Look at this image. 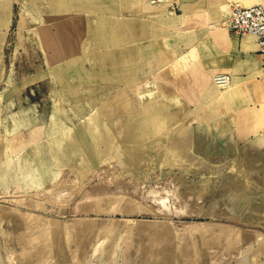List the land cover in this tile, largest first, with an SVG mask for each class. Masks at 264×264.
<instances>
[{
  "label": "rangeland",
  "instance_id": "1",
  "mask_svg": "<svg viewBox=\"0 0 264 264\" xmlns=\"http://www.w3.org/2000/svg\"><path fill=\"white\" fill-rule=\"evenodd\" d=\"M75 1L0 0V20H44V5H51L53 56L52 64L49 61L46 64L49 68L67 64L59 41L60 26L54 22L67 20L59 8ZM113 1L122 9L132 6L145 11L142 20L156 23L165 53L172 47V34H179V39L174 40L175 47L177 43L180 48L187 47L189 20L190 24L195 20L191 53L195 65L190 74L184 72L183 60L163 71V104H154L155 77L148 80L146 89L133 90L132 103L127 106L132 114L131 136L116 137L114 150L110 147L109 152H103L101 138L92 131L91 99L87 100L88 105L76 106L74 97L69 98L72 91L60 90L59 94L55 89L52 102L45 96L49 87L27 88L32 69L36 76L31 81L44 76L43 52L38 44L30 65L27 56L20 58L22 68L0 79V264H264V155L243 154L238 147L251 138L264 142V69L253 53L256 49L253 36L245 34L237 38L218 26L231 13V4L245 7L246 3L241 0L239 3L164 0L157 4L148 0ZM157 9L163 12H153ZM124 18L123 14L112 23L123 24ZM172 20L179 21V26H172ZM219 35L245 39L247 46L252 45L254 56H244L245 60L236 65L235 58L225 52L218 40ZM218 73L230 76L228 86H219L214 76L211 77ZM46 76L51 80L49 73ZM188 78L195 83L193 106L185 100L183 86ZM62 97L66 100L64 105ZM50 111L89 117L80 125L85 133L82 152L57 154L59 139L51 144L44 132V122L33 120ZM172 111L185 113L186 117L191 114L189 121L181 120L183 125L194 123L199 125L196 130L200 133L210 135L207 141L201 134L195 135L202 141L193 137L192 153L178 148L173 141L172 129L177 122L171 120ZM96 112L98 116L101 114ZM141 114H146L147 120L142 124L152 134L144 138L137 136ZM156 115L163 121H156ZM161 122L162 128L158 130ZM225 142L229 143L227 147ZM57 160L67 167L57 168ZM120 197L141 204L142 211H124L126 207L122 206L127 205L120 203ZM96 201L106 205V211L96 212ZM16 207L22 213L33 212L32 217L38 218L36 224L17 220L13 213ZM86 215L98 217L96 229L65 232L67 238L60 240L50 238L48 231L42 229L44 221L59 223ZM138 219H164L177 228L190 222L226 223L239 227L247 236L243 239L211 234L180 238L172 233L173 238L171 233L162 231L138 235L124 230L128 223L137 224ZM113 222L115 226L110 228L108 225ZM250 231L255 233L254 237L248 235Z\"/></svg>",
  "mask_w": 264,
  "mask_h": 264
},
{
  "label": "crops",
  "instance_id": "2",
  "mask_svg": "<svg viewBox=\"0 0 264 264\" xmlns=\"http://www.w3.org/2000/svg\"><path fill=\"white\" fill-rule=\"evenodd\" d=\"M235 1L240 2V0ZM241 1L246 3L247 6L245 7L264 6V0ZM44 6V20H7L6 22L0 20V79H4L7 74H14L15 69L22 68L24 64L19 63L21 57L27 56V62L30 65V61L34 59L32 57H34L36 46L39 44L38 48L40 47L43 52L45 67L42 70V75L44 76L38 81H31V78L36 76V71L32 69V74L28 75V83L25 86L31 89H37L41 86L45 89L49 87V93L45 96H48L52 102L55 100L53 98L55 89L59 90V94H61L60 90L62 92L64 90L72 91L69 98L74 97L76 106L88 105L87 100L91 99L92 131L93 134L101 138V149L105 147L102 149L103 152H109L110 147L114 150L116 137L131 136L132 114L130 107L127 106L132 103L133 90L139 87L146 89L148 80L155 77L154 104H163L164 95H162L161 90L164 84L163 71L183 60L184 72L190 74V70L195 65V59H193V55L191 56L196 35L193 31L195 20H191L192 24L189 20L187 47L182 45L180 48L178 43L175 47L174 40L179 39V34H172V47L167 49L165 53L156 23L153 20H142L143 14L145 15V11L142 9L138 11L132 6L122 9L113 0H76L66 8H59L61 15L65 14L67 20L54 22L60 26L59 41L60 45L63 44L62 57L66 58L67 64L50 66L49 68L46 61L52 64L53 7L46 4ZM222 8L226 9V6L222 5ZM46 9H49V12H46ZM153 12L160 14L163 10L157 9ZM123 14L125 16L123 24L112 23V20L121 19ZM224 19L225 17L219 22ZM174 25L178 27L179 21L172 20V26ZM226 31L237 38L245 35ZM219 36L218 40H221L222 47L226 53L235 58L236 65L240 64V61H244L245 57L253 55L252 45L247 46L244 42L245 39H227L222 35ZM254 42L256 49L253 53L258 56L260 66L264 69L255 38ZM9 47L10 52L8 51ZM48 73L51 80H48L46 76ZM216 75L221 74H211V77ZM183 88L184 93L187 94L185 96L186 103L193 106L196 99L194 81L190 82L188 78ZM136 100L138 99L136 98ZM61 102L63 105L66 104L63 97ZM172 103H174L173 100ZM96 110L101 113L99 116ZM145 115L141 114L139 117L141 128L137 134L143 138L152 135L147 127L142 124V121L147 120ZM191 117V114H187L186 117L185 113L179 111H172L171 117L172 121L177 122L172 129L173 141L178 148H186L189 153L194 150L195 139L193 137L201 142L202 139L207 141V136H210L196 130L199 125L194 123L183 125L184 122L181 120L187 119L189 121L192 119ZM88 118L84 119L82 113L70 112L64 115L62 112L50 111L40 114L33 120L44 122V132L47 133L46 136H49L50 143H54L55 139L58 138L60 149L57 154H63L82 152V140L85 133L83 132L84 127L80 125ZM160 119L158 115L155 116L156 121ZM100 122L104 124V127ZM162 125L163 122H161L158 130L162 128ZM152 131L157 132L156 129H152ZM200 134L203 136L202 139L195 136ZM105 138H108L107 144H105ZM209 141L212 142V139ZM248 141L238 145L241 149L240 152L243 154L257 152V154L264 155V146L261 144L264 142H260L259 138H251ZM228 145L229 143L225 142L224 147ZM219 146L221 147L220 143ZM229 150H231L230 147ZM251 156L254 159V156ZM57 162V168L67 167V164L62 163L63 161L57 160Z\"/></svg>",
  "mask_w": 264,
  "mask_h": 264
},
{
  "label": "bare ground",
  "instance_id": "3",
  "mask_svg": "<svg viewBox=\"0 0 264 264\" xmlns=\"http://www.w3.org/2000/svg\"><path fill=\"white\" fill-rule=\"evenodd\" d=\"M222 76L223 75H216V76H214V79H215V81H216V83L219 85V86H225L226 84H227V82H228V78L227 77H225V79H221L222 78ZM225 76H227V75H225ZM184 175V174H183ZM205 188V187H204ZM198 189H200V187L198 188ZM203 189V188H202ZM208 189H209V187H208ZM207 189V190H208ZM200 191H202V190H200ZM203 191H206L205 189L203 190ZM101 192V191H100ZM207 192V191H206ZM123 193V192H122ZM195 193V192H194ZM201 194H202V192H201ZM206 194V193H205ZM205 194L203 195V196H205ZM105 195V194H104ZM107 195V194H106ZM118 196V195H117ZM120 196V195H119ZM191 196H192V194H191ZM202 196V197H203ZM66 197V196H65ZM103 197V196H102ZM128 197V196H127ZM183 197V196H182ZM91 198V197H90ZM184 198V197H183ZM198 198H199V195H198ZM80 199V198H79ZM161 199V198H160ZM92 200V199H91ZM131 200V199H130ZM128 201V199H126V197H120V203H123L124 205H127V206H122L123 208L124 207H126V208H124V211H132V210H137V211H142L141 209L142 208H140V207H142V205L140 206L138 203L135 205L134 203H136V201H134V203H133V201ZM162 200H164V199H162ZM113 201V200H112ZM188 201V200H187ZM193 201V200H192ZM98 201H96L95 203H97ZM100 202V201H99ZM99 202H98V205H97V208L95 209V206L93 207L95 210H96V212H101V211H106V205H102V204H99ZM109 202H110V200H109ZM140 202V201H139ZM164 202V201H163ZM191 202V201H190ZM103 203V202H102ZM91 204V203H90ZM119 204V203H118ZM122 204V205H123ZM108 205V204H107ZM92 206V205H91ZM110 206V205H109ZM108 206V207H109ZM118 206V205H117ZM40 207V206H39ZM89 208V207H88ZM88 208H87V210H88ZM93 208H90L91 210H93ZM123 208H121V210H123ZM182 209V208H181ZM22 210V209H21ZM18 207H16V208H14L13 209V213H14V215L16 216V217H18L19 219H17V220H19V221H23L22 223H24V221H27V222H35V220H36V222H37V219H35V218H33L32 217V215L34 216L35 214H33V212H31V211H25V210H23L24 212V214L22 213V211H21ZM90 210V211H91ZM117 210V209H116ZM178 210V209H177ZM111 211H113V210H111ZM115 211V210H114ZM124 211H122V212H124ZM127 211V212H128ZM181 211V210H180ZM185 211V210H184ZM183 211V212H184ZM26 212V213H25ZM94 212V211H93ZM188 212V211H187ZM176 213H177V211H176ZM180 214V213H179ZM37 217V216H36ZM44 219V218H43ZM47 219V218H46ZM98 219V217H92V216H83V217H72V218H70V219H68V220H61L59 223H54V221H47V222H45L44 221V227L45 228H42V229H44L43 231H48L47 233L50 235V238H52V239H63V238H67L66 237V233H68L69 231H75L76 229H83L84 231L87 229H91V230H93V229H96L97 228V225L98 224H96V223H98V221H96ZM104 219H106V218H104ZM103 219V220H104ZM114 219V218H113ZM137 219V218H136ZM135 219V220H136ZM29 220V221H28ZM34 220V221H33ZM39 220H40V218H39ZM38 220V221H39ZM48 220V219H47ZM102 220V221H103ZM111 220H112V218H111ZM164 220V219H163ZM160 221V219L159 220H150V221H147V219L146 220H141V219H138V222H137V224H134V223H128V225L126 226V228L124 229L125 231H132L133 233H135V234H145V235H148V234H150V233H154V232H159V233H162V232H165V233H171L170 235H172V233H174V234H176L175 236H178L179 235V237L180 238H182L181 236H191V237H193V236H206V235H211V234H214V236H215V234H226V235H231L232 236V238H233V236H237L238 238L240 237V238H243L244 239V237H246L247 235L244 233V231L242 230V229H240L239 227H237V226H234V225H230V224H226V223H218V222H214V223H208V222H211V221H208L207 223L205 222V223H191L190 222V224H188V225H185V226H183L182 228H177L175 225L173 226V225H171V221L170 222H168L167 220H164V221ZM36 222H35V224H36ZM56 222V221H55ZM101 222V221H100ZM99 222V223H100ZM40 223V222H39ZM41 223H43V222H41ZM117 223V222H116ZM29 224V223H28ZM124 224H126V223H124ZM33 225V224H32ZM39 226V225H38ZM41 226V225H40ZM108 226H110V228L111 227H113V226H115V223L113 222L111 225H108ZM159 226V227H158ZM30 228V227H29ZM33 229V228H32ZM41 229V230H42ZM81 229V230H82ZM123 229V228H122ZM121 229V230H122ZM28 230V229H27ZM77 231V230H76ZM162 231V232H161ZM256 231V230H255ZM34 232V231H33ZM66 232V233H65ZM79 232V231H78ZM238 232H240L241 234H238ZM28 233V232H27ZM45 233V232H44ZM43 233V234H44ZM89 233H90V230H89ZM158 233V234H159ZM71 234V233H70ZM86 234H87V231H86ZM234 234H236V235H234ZM33 235V234H32ZM77 235V234H76ZM156 235V234H155ZM165 236L167 235V234H164ZM248 235H251V236H255V233L254 232H252V231H250V233H248ZM160 236H162V235H160ZM174 235H172V237H173ZM250 236V237H251ZM30 237V236H29ZM39 237V236H38ZM40 237H41V235H40ZM60 237V238H59ZM71 237V236H70ZM78 237H80V236H78ZM85 237V236H84ZM164 237V236H163ZM220 237H222V235L221 236H219V238ZM28 238V237H27ZM91 238V237H90ZM160 238V237H159ZM165 238V237H164ZM171 238V237H170ZM174 238V237H173ZM207 238H208V236H207ZM212 238H213V236H212ZM231 238V237H230ZM235 238V237H234ZM81 239H82V237H81ZM186 239V238H185ZM217 239V238H216ZM228 239V238H227ZM69 240V239H68ZM177 240V239H176ZM28 241V240H27ZM69 242V241H68ZM184 242V241H183ZM189 242V241H188ZM68 244H70V242L68 243ZM229 244V243H228ZM177 246V245H176ZM205 246V245H204ZM231 246V245H230ZM58 247H61V245L59 244L58 245ZM199 248V247H198ZM51 250V249H50ZM46 251V250H45ZM49 251V250H48ZM184 251V250H183ZM197 252V251H196ZM48 253V252H47ZM44 258V257H43ZM69 260V259H68ZM195 263V262H194Z\"/></svg>",
  "mask_w": 264,
  "mask_h": 264
},
{
  "label": "built area",
  "instance_id": "4",
  "mask_svg": "<svg viewBox=\"0 0 264 264\" xmlns=\"http://www.w3.org/2000/svg\"><path fill=\"white\" fill-rule=\"evenodd\" d=\"M151 4H157L164 0H148ZM231 13L220 23L218 26L233 32L237 35L250 34L254 36L258 54L264 63V6L256 5L252 7H244L239 4H231ZM222 80L225 77L228 78V82L225 86L230 83V76L227 74H221ZM223 86V87H225Z\"/></svg>",
  "mask_w": 264,
  "mask_h": 264
}]
</instances>
